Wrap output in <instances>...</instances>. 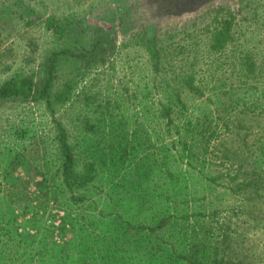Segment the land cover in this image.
<instances>
[{
  "label": "rangeland",
  "instance_id": "obj_1",
  "mask_svg": "<svg viewBox=\"0 0 264 264\" xmlns=\"http://www.w3.org/2000/svg\"><path fill=\"white\" fill-rule=\"evenodd\" d=\"M112 1L0 0V86L16 76L38 73L50 53L71 51L63 55L51 106L46 101L0 106V246L28 235L34 244V261L24 264H55L39 260L35 253L50 245L52 238L46 241L44 232L50 225L58 227L65 211L57 208L54 196L47 212L38 213L46 220L33 227V214L23 216L18 197L23 193L21 185L26 186L24 195L36 196L35 182L42 180L37 169L46 173L49 167L51 174H58V137L64 128L81 171L92 163L96 172L93 181L80 180V187H60L56 192L63 191L68 202L73 196L86 197L71 206V212L83 215L89 233L95 234V226L104 234L109 230L105 225L111 224L109 218L100 215L107 205L113 218L117 219L116 209L125 218L136 217L151 193L155 195L149 204L151 220L154 214L173 211L163 205L165 188L169 191L165 198L185 208L183 212L205 209L214 215L207 222L230 227L234 253L242 249L248 264H261L264 0H245L239 11L213 12L191 27L156 38H122L106 57L94 54L89 59L94 36L84 23ZM220 27H230L231 40L215 48L214 33ZM182 79L192 80L198 92L189 91ZM86 123L94 127L89 132ZM188 132H203L205 141L215 134L206 155L200 148L205 141L198 142L199 162L184 151L181 138L186 139ZM227 149L235 152H229V159ZM247 156L249 163L260 158L253 172L239 168L244 163L239 161ZM137 171L146 179L133 185ZM244 173L257 174L260 181L248 194L236 186ZM216 176L218 186L216 182L211 186L209 178ZM131 185L142 187L138 197L130 198ZM50 215H56L54 222ZM54 233V239H59L58 230ZM140 247L150 256L148 244ZM0 259V264H13Z\"/></svg>",
  "mask_w": 264,
  "mask_h": 264
},
{
  "label": "trees",
  "instance_id": "obj_2",
  "mask_svg": "<svg viewBox=\"0 0 264 264\" xmlns=\"http://www.w3.org/2000/svg\"><path fill=\"white\" fill-rule=\"evenodd\" d=\"M213 40L215 42V48H223L231 40L230 27L216 29ZM68 52L71 51L69 49H63L62 51L50 53L38 73L33 72L30 75L16 76L1 85L0 106L12 102L32 101H46L51 106L49 102H51L54 96L53 90L59 81L58 69L64 60L63 55ZM157 56H154V60ZM182 81L189 91L193 93L198 92L192 80L182 79ZM178 99L181 102L180 98ZM182 107H185L183 103ZM167 110L170 112L169 108ZM86 127L89 128L87 132L94 128L89 124ZM202 130L200 129V132ZM200 132L201 138L197 136L199 135L197 132H194L193 135L188 132L185 137L186 139L180 136L184 143V151L186 150L189 153L191 160L197 162H199V154L197 155L196 150L200 145L198 142L205 141L203 132ZM214 135V132L207 135L203 147H200L204 151L202 153L203 155L207 154L210 141L214 139ZM187 138H190L191 144L189 145ZM58 140L62 160H59V163H61L58 174H51L52 170L49 167H46L48 168L46 173H43L42 169H37V174L41 175L42 180L36 181L34 179L38 192H36L37 194L35 193L36 196L32 198L27 193L24 195V188L26 186L21 185V188L23 187V193L18 197V200L23 203V216H27L29 213L33 214L31 220L33 227L39 226L46 220L45 216L40 217L38 213L47 212L50 204L49 200L52 197L55 196L59 203L57 208L65 211L63 221L58 227L50 225L46 228L44 232L45 240L52 239L49 243L50 245L46 246L42 253L40 250L35 253L39 260L48 261L49 259L55 264L251 263L248 261L242 249L238 253H234V239L232 233L229 231L230 227L226 229L224 224H215L211 220L207 222L206 219H211L214 215H211V213L208 214L205 209L202 212H195L187 208V212H183L185 208L165 198L168 197L165 194L169 193V191H165V188H163V191L161 190L163 205L173 211L162 212L156 217L154 214V218L151 220L150 212L152 207L149 204H151V200L154 199L155 195L148 190L151 193L149 200L147 198L141 210H137L135 213L136 217L125 218L120 214L119 209H116L117 219L113 218L111 215V207L107 205L105 207L106 212L101 209L100 215L104 219L109 218L111 224H105L109 227V230L104 234L98 226H95V234L89 233V227L83 224V215L79 213L74 215L71 212V206L73 207L75 204L84 202L86 197L84 195L73 196L68 202L65 199V195H63V191L56 192V190L60 187L74 190L73 187L81 186V183H78L80 180L86 182L93 181L95 179L93 172H96V169L94 164L87 163L82 167L81 171V167L78 164L79 161L76 158V149L69 142L64 128L60 129ZM227 152L225 155L227 159L230 158L229 152L233 155L235 154V152L228 151V149ZM250 160H248V156L245 160L243 158L239 163L243 161L244 163L239 165V168L244 169L247 167V171L252 169L251 172H253L257 167L256 161L260 163V158H256L253 163H249L248 161ZM102 163L106 165L104 160H102ZM118 168L125 169L123 166H119ZM256 175L244 173L243 177L236 183V186L243 188L247 194L250 193V190L259 186L260 181H256ZM145 179L146 176L137 171V176H132L131 183L135 185L138 180L142 182ZM218 179L219 177L217 176L209 178L213 182L211 186L215 182L218 186ZM19 180L23 181L22 178ZM24 182L25 184L28 183V181ZM141 188L140 185L137 188L131 185L130 190L132 192L130 198H133L135 195L137 196L138 193L141 194ZM50 190H53V193ZM60 195L62 196V200ZM155 201L157 200L155 199ZM214 214L216 215L215 212ZM49 219L54 222L56 215H50ZM56 230L59 232V239H54V232ZM27 236H19L15 242L11 240L2 242L0 246V257L7 262H13V264H24L29 260L33 262L34 256L32 248L34 244ZM143 244L149 245L151 249L150 256L143 253L142 250L144 248L140 247ZM258 262L260 263V261ZM261 264H264V254L261 259Z\"/></svg>",
  "mask_w": 264,
  "mask_h": 264
},
{
  "label": "flooded vegetation",
  "instance_id": "obj_3",
  "mask_svg": "<svg viewBox=\"0 0 264 264\" xmlns=\"http://www.w3.org/2000/svg\"><path fill=\"white\" fill-rule=\"evenodd\" d=\"M245 0H113L98 15L86 19L93 31L89 59L109 55L122 38H156L177 28L191 27L213 12H236Z\"/></svg>",
  "mask_w": 264,
  "mask_h": 264
}]
</instances>
